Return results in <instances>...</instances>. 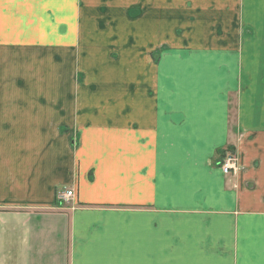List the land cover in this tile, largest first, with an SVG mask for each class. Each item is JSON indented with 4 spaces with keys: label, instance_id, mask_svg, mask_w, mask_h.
Segmentation results:
<instances>
[{
    "label": "crops",
    "instance_id": "crops-1",
    "mask_svg": "<svg viewBox=\"0 0 264 264\" xmlns=\"http://www.w3.org/2000/svg\"><path fill=\"white\" fill-rule=\"evenodd\" d=\"M0 264H264V0H0Z\"/></svg>",
    "mask_w": 264,
    "mask_h": 264
},
{
    "label": "built area",
    "instance_id": "built-area-1",
    "mask_svg": "<svg viewBox=\"0 0 264 264\" xmlns=\"http://www.w3.org/2000/svg\"><path fill=\"white\" fill-rule=\"evenodd\" d=\"M221 169L225 175H229L231 173L238 174L241 171V167L239 164V157L238 155L229 152L223 158L222 162L220 163ZM72 191H67L63 194V199H70L73 197Z\"/></svg>",
    "mask_w": 264,
    "mask_h": 264
}]
</instances>
